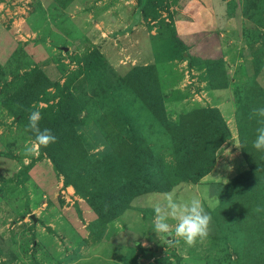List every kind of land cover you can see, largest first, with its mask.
<instances>
[{"label": "rangeland", "instance_id": "obj_1", "mask_svg": "<svg viewBox=\"0 0 264 264\" xmlns=\"http://www.w3.org/2000/svg\"><path fill=\"white\" fill-rule=\"evenodd\" d=\"M261 106L264 0H0V264H264ZM173 188L195 247L152 231Z\"/></svg>", "mask_w": 264, "mask_h": 264}, {"label": "clouds", "instance_id": "obj_2", "mask_svg": "<svg viewBox=\"0 0 264 264\" xmlns=\"http://www.w3.org/2000/svg\"><path fill=\"white\" fill-rule=\"evenodd\" d=\"M248 118L255 119L259 125L252 147L258 152H264V106L253 108ZM41 120L39 110L30 112L28 130L34 134L35 139L32 144L25 145V155H32L38 148H47L57 142V137L50 129H41ZM224 180L227 183V180ZM152 207L154 212L152 231L163 243L178 244L183 240L188 247H195L197 243H203L208 238L212 217L206 211L200 196L193 195L188 200L177 199L176 189L173 188L163 193L162 198ZM256 211L259 212L261 209L257 207Z\"/></svg>", "mask_w": 264, "mask_h": 264}, {"label": "trees", "instance_id": "obj_3", "mask_svg": "<svg viewBox=\"0 0 264 264\" xmlns=\"http://www.w3.org/2000/svg\"><path fill=\"white\" fill-rule=\"evenodd\" d=\"M175 44H176L177 47H180V45H181L180 41H177V40H176ZM179 52L183 53V50H181V49L179 48ZM209 172H210V170L204 171L203 174L200 176V178L203 177V176H205V175L208 174ZM200 178H198V179H200Z\"/></svg>", "mask_w": 264, "mask_h": 264}, {"label": "crops", "instance_id": "obj_4", "mask_svg": "<svg viewBox=\"0 0 264 264\" xmlns=\"http://www.w3.org/2000/svg\"><path fill=\"white\" fill-rule=\"evenodd\" d=\"M213 172L208 173L206 176L203 177L202 181H207L208 178L212 176Z\"/></svg>", "mask_w": 264, "mask_h": 264}]
</instances>
